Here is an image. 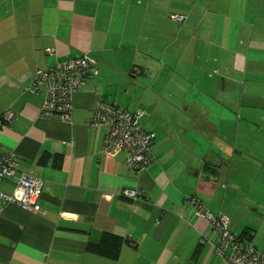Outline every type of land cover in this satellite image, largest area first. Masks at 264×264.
Masks as SVG:
<instances>
[{"label":"crops","instance_id":"1","mask_svg":"<svg viewBox=\"0 0 264 264\" xmlns=\"http://www.w3.org/2000/svg\"><path fill=\"white\" fill-rule=\"evenodd\" d=\"M250 50L264 53V0H0V152L17 154L0 192L19 173L43 181L40 212L0 205V264H226L188 197L264 252V54ZM81 56L97 74L70 120L39 119L36 72ZM98 102L145 113L144 169L103 152Z\"/></svg>","mask_w":264,"mask_h":264},{"label":"built area","instance_id":"2","mask_svg":"<svg viewBox=\"0 0 264 264\" xmlns=\"http://www.w3.org/2000/svg\"><path fill=\"white\" fill-rule=\"evenodd\" d=\"M173 19L182 21L183 17L174 16ZM95 74L97 68L88 56L72 58L47 70H38L27 91L43 96L39 119L48 121L53 116H58L64 122L69 121L74 94L89 76ZM144 115L141 110L130 113L112 104L98 102L94 107L91 125L106 129L102 143L103 152L111 158L124 154L126 165L132 170H142L153 160L151 143L154 135L142 129L140 120ZM10 118L9 112L0 116V120L4 121ZM16 156L14 150L0 152V182L14 174ZM42 187V180L19 173L13 193L0 192V205L16 204L30 213L40 212ZM122 195L135 199L139 192L124 190ZM187 200L194 206L197 215L210 225L214 237L217 238L212 247L226 264H264V252L235 239L229 231V219L225 215L214 216L196 199L188 197ZM227 249H230L229 253H226Z\"/></svg>","mask_w":264,"mask_h":264},{"label":"rangeland","instance_id":"3","mask_svg":"<svg viewBox=\"0 0 264 264\" xmlns=\"http://www.w3.org/2000/svg\"><path fill=\"white\" fill-rule=\"evenodd\" d=\"M230 40H229V43H228V51H229V55H231L232 53H233V51L235 50V45H236V40L235 39H232L231 40V34H230ZM253 53H263V51H259V52H256L255 50H250V55L251 54H253ZM264 54V53H263ZM158 69H155L154 71H157ZM212 72H214L215 73V71L213 70ZM151 74H152V72H150ZM140 80H138L139 82H141V80L143 79V77H140L139 78ZM247 81H245V89H247V88H250V87H252V86H254L255 87V85L252 83V82H249V80L248 79H246ZM256 87L258 88V89H264V85H262V86H259V85H256ZM139 96V92H135V97H138ZM169 99V98H168ZM141 100H143V97L142 96H139V98L137 99V101H138V104H139V102L141 101ZM157 105H159V104H157ZM138 106V105H137ZM157 107H159V106H156V108ZM156 108L154 107L153 108V110L155 111L156 110ZM159 108H161L162 109V114H163V112H166V110H165V108H164V106L162 105V107H159ZM123 109V108H122ZM146 111H147V115H148V117H149V111L147 110V108H146ZM161 112H158V114H160ZM146 118H147V116L143 119V120H141L140 122V124H143L144 125V128H146L147 126H149V125H151V122L149 121H147L146 120ZM144 120H146V121H144ZM188 132V137H191V139H195V140H197L198 139V137H196V136H192L193 134L190 132V130H188L187 131ZM206 146H208V145H206Z\"/></svg>","mask_w":264,"mask_h":264},{"label":"trees","instance_id":"4","mask_svg":"<svg viewBox=\"0 0 264 264\" xmlns=\"http://www.w3.org/2000/svg\"><path fill=\"white\" fill-rule=\"evenodd\" d=\"M113 105V104H112ZM115 106H117V105H115ZM119 107V106H118ZM136 112V111H135ZM146 133H150V132H148V131H145ZM152 144V143H151ZM235 239H237V240H239V241H241V242H243L244 244H248V245H251V244H249L248 242H245L246 241V239H244V236H239V238H235ZM245 240V241H242V240ZM111 240V239H110ZM252 246V245H251Z\"/></svg>","mask_w":264,"mask_h":264}]
</instances>
